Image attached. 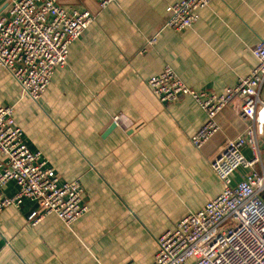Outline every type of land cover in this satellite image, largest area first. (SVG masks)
Here are the masks:
<instances>
[{"label": "crops", "instance_id": "obj_1", "mask_svg": "<svg viewBox=\"0 0 264 264\" xmlns=\"http://www.w3.org/2000/svg\"><path fill=\"white\" fill-rule=\"evenodd\" d=\"M10 1L0 0V13ZM178 1L116 0L101 8L97 0H58L94 20L38 101L0 66V107L14 106L25 143L62 182L79 181L88 206L69 225L55 213L33 224L31 212L42 208L30 199L5 208L0 264H152L157 239L223 192L211 162L246 132L242 100L218 114L219 130L196 148L192 136L207 121L204 109L191 95L161 102L148 80L170 66L197 92L236 85L258 64L253 49L264 41V0H212L191 27L163 28L167 6ZM260 96L264 101V83ZM258 135L264 163V112ZM243 154L253 157L249 147ZM247 171L236 172L233 183ZM18 191L14 181L0 186L5 196Z\"/></svg>", "mask_w": 264, "mask_h": 264}, {"label": "built area", "instance_id": "obj_2", "mask_svg": "<svg viewBox=\"0 0 264 264\" xmlns=\"http://www.w3.org/2000/svg\"><path fill=\"white\" fill-rule=\"evenodd\" d=\"M212 0H179L166 8L163 28L183 30L199 18L198 11ZM105 8L116 0H97ZM89 11L69 13L58 0H11L0 13V66L5 67L27 95L38 101L51 82L57 67L68 63L73 41L93 22ZM156 36L147 40L153 44ZM258 59L255 69L221 94L208 95L188 87L170 66L148 80L154 94L168 103L191 95L207 114L205 124L192 136L202 148L219 130L218 114L235 98H240L239 113L249 121L246 132L212 160L224 190L204 209L184 216L174 229L158 239L159 249L152 264H264V163L258 143L260 113L264 101V41L253 49ZM119 117H115L118 122ZM253 157L247 158L243 148ZM0 186L14 181L19 191L13 196L0 194V213L9 206H21L25 199L39 204L42 211L31 212L33 224L46 214L55 213L71 224L88 211L84 188L77 180L62 182L40 151L24 141V132L15 120L13 105L0 107ZM261 163L260 169L255 166ZM240 169L248 170L233 183Z\"/></svg>", "mask_w": 264, "mask_h": 264}]
</instances>
